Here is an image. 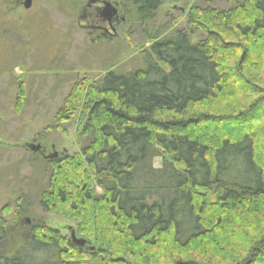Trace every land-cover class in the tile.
Returning <instances> with one entry per match:
<instances>
[{"label": "trees", "instance_id": "obj_1", "mask_svg": "<svg viewBox=\"0 0 264 264\" xmlns=\"http://www.w3.org/2000/svg\"><path fill=\"white\" fill-rule=\"evenodd\" d=\"M201 1L168 35L150 27L164 0L122 1L150 48L62 101L59 124L82 106L80 151L34 160L48 169L3 210L0 264H264V0ZM36 26L0 23V74L36 52ZM10 87L20 113L27 83ZM34 195L96 249L44 224L14 248L5 218Z\"/></svg>", "mask_w": 264, "mask_h": 264}, {"label": "rangeland", "instance_id": "obj_2", "mask_svg": "<svg viewBox=\"0 0 264 264\" xmlns=\"http://www.w3.org/2000/svg\"><path fill=\"white\" fill-rule=\"evenodd\" d=\"M25 1L0 0L3 8L0 23L16 17L18 24L26 22L31 27L36 24L43 27L40 28L42 38L33 40L30 45L36 52L21 54L23 59H19L21 65L15 69L14 78L0 74V217L6 207L15 206L21 190L28 193L32 181H42L48 168L38 166L36 158L45 161L46 156L62 158L79 153L82 106L71 121L59 124L56 119L62 101L71 90L81 81L91 85L110 71H130L131 61L151 45L143 29L132 23L123 0H96L109 2L118 9L115 33L103 22H92L91 16L95 13L90 7L92 0H32L31 10L24 9ZM211 1V5L208 0L201 4L216 9L228 8L225 0ZM200 2L164 0L157 20L150 27L156 29L166 25L169 29L166 35L184 29L189 9ZM105 29L110 34L105 33ZM199 36L194 39L198 41ZM13 81L16 86L27 83L28 98L20 113L15 109L17 91L10 87ZM30 145H40L42 151L35 153ZM161 165L162 160L157 159L155 167ZM8 178L13 180L9 182ZM37 198L31 197L29 215L18 216L13 210L5 218L14 248L34 224L56 229L68 239L72 232L77 233V222L45 212L38 206ZM86 248L91 252L96 249Z\"/></svg>", "mask_w": 264, "mask_h": 264}, {"label": "water", "instance_id": "obj_3", "mask_svg": "<svg viewBox=\"0 0 264 264\" xmlns=\"http://www.w3.org/2000/svg\"><path fill=\"white\" fill-rule=\"evenodd\" d=\"M97 1L96 0H92L91 1V5L95 4ZM101 4L103 5L102 8V15L104 17V19L106 20V22L110 25H112V20L116 17H118V9L116 8V6L112 5L109 2L106 1H102ZM32 7V0H26L25 4H24V9L25 10H30ZM29 148L34 151L35 153H38L42 150V147L39 146H35V145H30ZM57 155H54L53 157H51V159L55 158ZM71 241L78 246L79 248H84L87 246V242L84 239H79L75 232L71 233V237H70Z\"/></svg>", "mask_w": 264, "mask_h": 264}, {"label": "flooded vegetation", "instance_id": "obj_4", "mask_svg": "<svg viewBox=\"0 0 264 264\" xmlns=\"http://www.w3.org/2000/svg\"><path fill=\"white\" fill-rule=\"evenodd\" d=\"M101 6H103L101 4V2L97 1L95 4H92L90 7L93 9L94 8V11L95 13L92 14L91 18L93 19L92 22H103L105 24L108 25L109 29L115 33L116 32V25L118 24V17L114 18L112 20V25L110 27V25L106 22V20L104 19L103 15H102V8ZM123 22V21H122ZM105 33H109L108 32V29H105ZM110 34V33H109ZM42 151V150H41ZM46 160H52L51 157H45ZM54 159V158H53Z\"/></svg>", "mask_w": 264, "mask_h": 264}]
</instances>
